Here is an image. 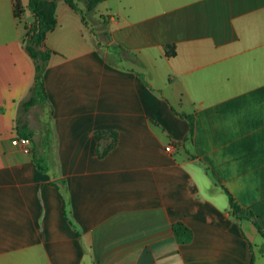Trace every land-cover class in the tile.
I'll list each match as a JSON object with an SVG mask.
<instances>
[{
  "label": "crops",
  "instance_id": "1",
  "mask_svg": "<svg viewBox=\"0 0 264 264\" xmlns=\"http://www.w3.org/2000/svg\"><path fill=\"white\" fill-rule=\"evenodd\" d=\"M14 1L0 0V264H264V0L78 2L83 21L57 0L48 104L26 112L35 18Z\"/></svg>",
  "mask_w": 264,
  "mask_h": 264
},
{
  "label": "trees",
  "instance_id": "2",
  "mask_svg": "<svg viewBox=\"0 0 264 264\" xmlns=\"http://www.w3.org/2000/svg\"><path fill=\"white\" fill-rule=\"evenodd\" d=\"M104 0H63V2L75 13L80 14L83 21L82 13L77 9L76 3L80 2L84 5L86 13H91ZM56 2L57 0H28L27 9L34 16L35 21L29 27H26L24 38V49L34 64V86L30 89L31 97L20 105L22 110L26 112L36 104L47 105V97L43 89L42 77L47 67L51 51L45 49L44 39L47 33L53 31L57 26L56 21ZM14 16H20V4L18 0L14 1ZM167 56L174 54L169 48H165ZM190 128L192 126L191 119ZM39 170L46 172L45 168L39 167ZM228 203L231 214L239 220H254V215L248 210H242L238 207L230 195L227 194ZM260 235L264 238L259 226L254 222ZM175 239L178 243L184 244L190 241V231L184 225L178 223L173 226Z\"/></svg>",
  "mask_w": 264,
  "mask_h": 264
},
{
  "label": "rangeland",
  "instance_id": "3",
  "mask_svg": "<svg viewBox=\"0 0 264 264\" xmlns=\"http://www.w3.org/2000/svg\"><path fill=\"white\" fill-rule=\"evenodd\" d=\"M88 20L91 22V26L89 27V32L94 34L95 36H102L101 35V31L100 27L101 24L103 25V23L101 22V20L99 21L101 24L100 26H97V23H95L94 20H92L90 17L88 18ZM104 27V25L102 26V28ZM45 119V115H43V112L40 110L39 107H36L33 109V111L31 112V114L28 116V120H30L33 124L35 125H39L41 120Z\"/></svg>",
  "mask_w": 264,
  "mask_h": 264
},
{
  "label": "built area",
  "instance_id": "4",
  "mask_svg": "<svg viewBox=\"0 0 264 264\" xmlns=\"http://www.w3.org/2000/svg\"><path fill=\"white\" fill-rule=\"evenodd\" d=\"M13 144L16 145V146H19L21 147L22 151L25 153V154H29L30 153V141L28 138H19V139H16L13 141ZM171 149V147H166L165 150L167 152H169Z\"/></svg>",
  "mask_w": 264,
  "mask_h": 264
}]
</instances>
